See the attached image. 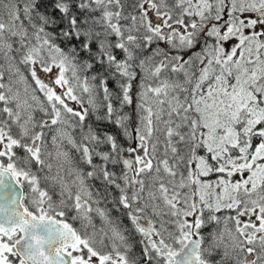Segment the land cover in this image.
I'll list each match as a JSON object with an SVG mask.
<instances>
[{
    "label": "snow or ice",
    "instance_id": "snow-or-ice-1",
    "mask_svg": "<svg viewBox=\"0 0 264 264\" xmlns=\"http://www.w3.org/2000/svg\"><path fill=\"white\" fill-rule=\"evenodd\" d=\"M0 264H264V0H0Z\"/></svg>",
    "mask_w": 264,
    "mask_h": 264
}]
</instances>
